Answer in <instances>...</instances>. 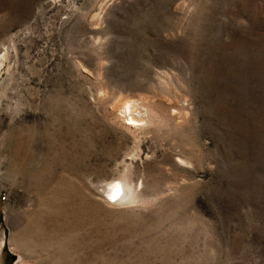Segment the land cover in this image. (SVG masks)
<instances>
[{
  "label": "rangeland",
  "instance_id": "rangeland-1",
  "mask_svg": "<svg viewBox=\"0 0 264 264\" xmlns=\"http://www.w3.org/2000/svg\"><path fill=\"white\" fill-rule=\"evenodd\" d=\"M0 264H264V0H0Z\"/></svg>",
  "mask_w": 264,
  "mask_h": 264
},
{
  "label": "bare ground",
  "instance_id": "bare-ground-1",
  "mask_svg": "<svg viewBox=\"0 0 264 264\" xmlns=\"http://www.w3.org/2000/svg\"><path fill=\"white\" fill-rule=\"evenodd\" d=\"M125 105V107H124V113H128V115L127 116H129L130 117V119L128 118V121H127V126H130L131 128L132 127H134V126H137L138 125V123H140V121H142V120H139V119H137V118H135V117H133L132 116V114H133V105L131 104V103H126V104H124ZM132 178L130 177V175H129V173L124 177V188L122 189V187H123V185H122V187H120L119 186V184H115L116 186L115 187H112V188H110V198H112V199H116V198H119V200H120V196H121V192L125 189V188H128V186H129V184H131L132 185V180H131ZM110 200V199H109ZM114 202V201H113Z\"/></svg>",
  "mask_w": 264,
  "mask_h": 264
},
{
  "label": "built area",
  "instance_id": "built-area-1",
  "mask_svg": "<svg viewBox=\"0 0 264 264\" xmlns=\"http://www.w3.org/2000/svg\"><path fill=\"white\" fill-rule=\"evenodd\" d=\"M5 199H6L5 195H2V200H5Z\"/></svg>",
  "mask_w": 264,
  "mask_h": 264
}]
</instances>
